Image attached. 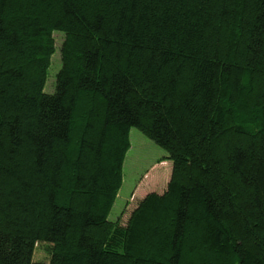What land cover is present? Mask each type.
I'll use <instances>...</instances> for the list:
<instances>
[{"label": "trees", "instance_id": "16d2710c", "mask_svg": "<svg viewBox=\"0 0 264 264\" xmlns=\"http://www.w3.org/2000/svg\"><path fill=\"white\" fill-rule=\"evenodd\" d=\"M133 127L172 168L121 223ZM0 264H264V0H0Z\"/></svg>", "mask_w": 264, "mask_h": 264}, {"label": "rangeland", "instance_id": "374dc122", "mask_svg": "<svg viewBox=\"0 0 264 264\" xmlns=\"http://www.w3.org/2000/svg\"><path fill=\"white\" fill-rule=\"evenodd\" d=\"M55 50L50 59L45 86V93H52L56 74L61 67L60 45L63 41L61 32H53ZM130 148L126 153L122 168V185L109 212L108 219L125 223L130 212L148 193H161L166 188L172 168L168 153L162 147L144 136L138 129L129 131ZM164 164V165H161ZM160 173H164L165 176ZM47 245L37 243L33 252V261L48 260Z\"/></svg>", "mask_w": 264, "mask_h": 264}]
</instances>
